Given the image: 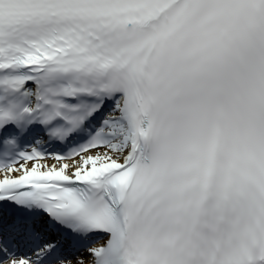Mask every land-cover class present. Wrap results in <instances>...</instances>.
<instances>
[{
    "label": "snow or ice",
    "instance_id": "1",
    "mask_svg": "<svg viewBox=\"0 0 264 264\" xmlns=\"http://www.w3.org/2000/svg\"><path fill=\"white\" fill-rule=\"evenodd\" d=\"M0 264H264V0H0Z\"/></svg>",
    "mask_w": 264,
    "mask_h": 264
}]
</instances>
